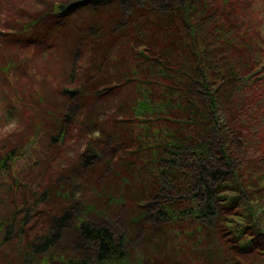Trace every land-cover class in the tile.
I'll return each instance as SVG.
<instances>
[{
  "label": "trees",
  "instance_id": "16d2710c",
  "mask_svg": "<svg viewBox=\"0 0 264 264\" xmlns=\"http://www.w3.org/2000/svg\"><path fill=\"white\" fill-rule=\"evenodd\" d=\"M252 1L63 0L54 8L59 19L78 15L68 40L60 30L53 39L70 60L71 89L55 92L73 102L60 112L35 100L42 113L31 135L46 130L60 150L68 134L94 124L101 138L87 140L80 173H100L89 205L60 177L58 213L44 212L36 228L34 204L8 215L2 224L6 241L17 238L19 264H264V48ZM94 103L102 121L78 114ZM35 140L25 138V150ZM17 149L0 156V173ZM46 190L35 203L47 201ZM133 229L155 239L148 259ZM67 236L71 252L53 256Z\"/></svg>",
  "mask_w": 264,
  "mask_h": 264
},
{
  "label": "rangeland",
  "instance_id": "374dc122",
  "mask_svg": "<svg viewBox=\"0 0 264 264\" xmlns=\"http://www.w3.org/2000/svg\"><path fill=\"white\" fill-rule=\"evenodd\" d=\"M62 1L0 0V131L13 121L19 126L18 130L11 134L0 135L1 159L4 156L7 158L15 147L18 148L17 159L12 155L14 161L8 163L9 170L0 173V264H19L11 245L16 243L17 238L14 235L10 241H6L2 223L10 213L21 207L22 202L34 204L32 205L34 211L41 213L32 216L34 218L31 224L36 228L44 222V212L59 211V201L53 192L60 177L68 179L75 190L78 188L77 193L79 197H84L86 205L92 203L93 192L97 191L98 187L95 181L98 180L100 172L80 173V165L81 154L87 140L92 139L94 142L99 140L100 128L94 124L84 125L79 136L77 132L73 134L74 138L70 134L67 135L68 142L60 147V150L55 145L50 146V136L46 130L37 136L31 135L35 131L33 122L42 113L41 107L34 105L35 100L39 99L53 105L60 112L73 102L70 101L69 95H66L68 100H65L55 92L62 88L71 89L66 86L70 83V60L57 44L53 47V39L60 30L65 32V38L68 40L67 31L75 30L73 26L77 23L78 17L75 14L66 18H56L54 8ZM248 13L259 22V33L255 39L264 48V0H253ZM33 26L36 29L34 32ZM84 110L80 108L78 114L82 113V117H90L95 121L104 119L105 112L97 103ZM53 120L52 125L59 124V121ZM47 122L49 123V119ZM66 125L72 127L70 122ZM25 138L32 141L36 139L34 145L26 150ZM16 178L23 184L19 188L13 186ZM108 183L110 191L117 186L115 181ZM47 187L50 191L47 201L35 203L47 191ZM128 212L129 215L133 213ZM126 215L127 212L124 211L121 217L125 218ZM130 233L133 236L131 241L134 239L133 246L141 256L148 259L151 247L153 246V252L156 250L155 239L148 240L147 236L141 235L135 229ZM71 243L73 242L70 241V236H67L61 244L62 248L53 256L69 254L72 249L69 247Z\"/></svg>",
  "mask_w": 264,
  "mask_h": 264
},
{
  "label": "clouds",
  "instance_id": "9594fccd",
  "mask_svg": "<svg viewBox=\"0 0 264 264\" xmlns=\"http://www.w3.org/2000/svg\"><path fill=\"white\" fill-rule=\"evenodd\" d=\"M18 123L13 121L7 124L2 131H0V135H8L18 130ZM99 135V133H97Z\"/></svg>",
  "mask_w": 264,
  "mask_h": 264
}]
</instances>
